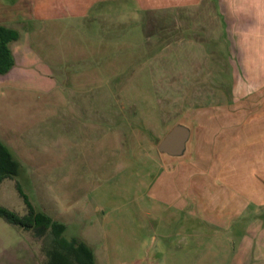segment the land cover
<instances>
[{
  "label": "rangeland",
  "instance_id": "rangeland-1",
  "mask_svg": "<svg viewBox=\"0 0 264 264\" xmlns=\"http://www.w3.org/2000/svg\"><path fill=\"white\" fill-rule=\"evenodd\" d=\"M84 3L80 16L64 4L57 22L17 26L15 65L0 74V139L20 169L1 181L0 206L63 223L95 264H264V212L253 229L215 236L147 192L152 159H169L156 150L169 127L230 92L227 40L181 44L136 0ZM49 238L0 217V264H48Z\"/></svg>",
  "mask_w": 264,
  "mask_h": 264
},
{
  "label": "crops",
  "instance_id": "crops-1",
  "mask_svg": "<svg viewBox=\"0 0 264 264\" xmlns=\"http://www.w3.org/2000/svg\"><path fill=\"white\" fill-rule=\"evenodd\" d=\"M136 2L149 11L152 29L180 35L181 44L199 47L203 39H226L224 52L230 55L236 76L230 92H218L222 98L192 116L186 157L152 159L156 170L148 194L197 217L215 236L238 223L244 224V231L253 229L255 213L264 212V0ZM64 4L75 16L89 5L84 0H0V25L18 30L24 21L57 22L65 14Z\"/></svg>",
  "mask_w": 264,
  "mask_h": 264
},
{
  "label": "trees",
  "instance_id": "trees-1",
  "mask_svg": "<svg viewBox=\"0 0 264 264\" xmlns=\"http://www.w3.org/2000/svg\"><path fill=\"white\" fill-rule=\"evenodd\" d=\"M18 38L19 33L16 29L0 25V74L7 73L14 66V56L9 44ZM19 169V161L0 139V183L6 177L16 176ZM0 217L24 229L47 230L50 235L46 246L48 264H95L90 247L75 238L69 240L63 238L65 225L51 219L45 213L29 208L26 214L19 216L0 206Z\"/></svg>",
  "mask_w": 264,
  "mask_h": 264
},
{
  "label": "water",
  "instance_id": "water-1",
  "mask_svg": "<svg viewBox=\"0 0 264 264\" xmlns=\"http://www.w3.org/2000/svg\"><path fill=\"white\" fill-rule=\"evenodd\" d=\"M192 124L186 120L175 122L158 141L156 150L162 157L181 159L188 155ZM136 264V263H135Z\"/></svg>",
  "mask_w": 264,
  "mask_h": 264
}]
</instances>
